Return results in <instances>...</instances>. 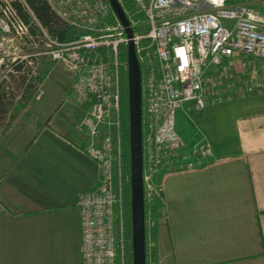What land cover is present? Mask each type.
Listing matches in <instances>:
<instances>
[{
  "label": "built area",
  "instance_id": "built-area-1",
  "mask_svg": "<svg viewBox=\"0 0 264 264\" xmlns=\"http://www.w3.org/2000/svg\"><path fill=\"white\" fill-rule=\"evenodd\" d=\"M249 1L131 0L147 30L135 31L127 19L129 35L109 0H45L68 29L81 31L63 41L25 0H0V91L9 89L10 74L27 69L34 77L31 97L39 99L40 84L49 77V71L38 76L41 56L67 62L76 74L72 91L85 111L73 114V127L83 136L82 151L99 167L95 187L78 198L82 264H122L119 67L124 63L128 75L130 45L144 116L143 188L152 193L151 180L161 168L175 163L193 170L208 154L204 141L192 146L181 136L179 109L203 110L222 98L264 93V8ZM38 36L45 49L25 52L22 41L36 45Z\"/></svg>",
  "mask_w": 264,
  "mask_h": 264
},
{
  "label": "crops",
  "instance_id": "crops-1",
  "mask_svg": "<svg viewBox=\"0 0 264 264\" xmlns=\"http://www.w3.org/2000/svg\"><path fill=\"white\" fill-rule=\"evenodd\" d=\"M50 71L39 99L0 129V264H82L78 198L99 167L73 127L72 114L83 113L69 93L76 74L61 91ZM224 106L223 133L207 136L201 119H188L186 139L178 111L185 142L204 141L208 154L193 170L170 163L151 180L155 264H264V93Z\"/></svg>",
  "mask_w": 264,
  "mask_h": 264
},
{
  "label": "rangeland",
  "instance_id": "rangeland-1",
  "mask_svg": "<svg viewBox=\"0 0 264 264\" xmlns=\"http://www.w3.org/2000/svg\"><path fill=\"white\" fill-rule=\"evenodd\" d=\"M119 1H120L121 8L126 18L129 19L131 24L133 25V29L139 33L146 32L147 30L146 20L139 12H137L131 0H119ZM257 1L258 0H250L249 3L251 5H254V4L257 5L258 4ZM29 40L30 39H24V41H22V44L25 47L24 49L25 52H32L33 50L43 51L45 49V45L39 36L38 38L34 39V40H37L36 45H30ZM40 60H41V65L39 67L38 76H41V74L47 73L51 69L50 80L56 86L59 85L60 86L59 88L61 91H64V90L69 91L70 89L68 87H69L71 76L75 74L73 67H71L67 62L61 61V60L57 62H51L47 56H41ZM120 61L125 62V59L121 55V51H120ZM120 67L123 72L122 81H121V86H122L121 94H122V100L124 103L123 120H124L125 125L128 122L130 126L128 75H127V71L124 68V63H122ZM25 71H27L25 74H10L11 81L9 84L10 85L9 89L0 91V129L12 117L15 109H17L19 106H22L24 103L32 99L31 92L33 91V87H34V83H33L34 77L32 74H30V72L27 69H25ZM125 71H126V77H125ZM125 85L127 86V91H126ZM69 93H73L72 89ZM228 100L230 99L222 98L221 100H217L213 103H209L207 106H210V105H216V106H211V107L206 106L207 108L205 107L203 110H195L192 105L185 106L186 113L182 111L184 109H179L178 124H179V129L181 131L182 136L185 139L187 138V133L184 130V124H187L188 119L195 122L196 124L199 121L198 119H201L202 120L201 125L202 127H204V129L207 130V133H208L207 136L214 135V133H218V134L223 133L227 125L224 104ZM77 101L80 103L79 100ZM84 111L85 110L83 109V112ZM77 114H82V113L77 112ZM187 114H188V117H187ZM180 123L182 124L184 123V124L180 126ZM237 124L238 125L241 124L240 118L238 119ZM200 137L201 135L199 136L198 134L197 136H195L194 139L196 138L200 139ZM144 194L147 199V203L150 205V200L152 199L154 193H151V191H149L148 189H144ZM133 256L135 258L134 253H133Z\"/></svg>",
  "mask_w": 264,
  "mask_h": 264
},
{
  "label": "trees",
  "instance_id": "trees-1",
  "mask_svg": "<svg viewBox=\"0 0 264 264\" xmlns=\"http://www.w3.org/2000/svg\"><path fill=\"white\" fill-rule=\"evenodd\" d=\"M32 10L38 21L47 28L48 32L60 40L68 41L77 35L80 30L76 28L68 29L66 25L54 14L45 0H25ZM18 11L21 17L29 22L31 17L18 5ZM31 31L34 33L35 28L32 25ZM122 69L119 67L120 92H122ZM126 77V71H125ZM126 86V85H125ZM127 91V86H126ZM123 100L120 94V139L122 145V156L120 160V218L122 227V264H133V247H132V191H131V153H130V126L124 124L123 120ZM141 133H144V116L141 114ZM149 204L145 194L143 195V242H144V260L145 264H155V237L152 225L149 222Z\"/></svg>",
  "mask_w": 264,
  "mask_h": 264
},
{
  "label": "water",
  "instance_id": "water-1",
  "mask_svg": "<svg viewBox=\"0 0 264 264\" xmlns=\"http://www.w3.org/2000/svg\"><path fill=\"white\" fill-rule=\"evenodd\" d=\"M116 14L122 21L123 25L129 35L131 31L129 28L128 20L121 8L118 0H109ZM128 93H129V121H130V153H131V191H132V247L133 253L135 255V245H134V231H135V213H134V185H133V174L137 175V182L140 192V204H141V234H140V255L138 264H144V242H143V179H142V143H141V94H140V75L139 66L135 59L133 46L129 47L128 54ZM133 264H136V255L133 256Z\"/></svg>",
  "mask_w": 264,
  "mask_h": 264
},
{
  "label": "bare ground",
  "instance_id": "bare-ground-1",
  "mask_svg": "<svg viewBox=\"0 0 264 264\" xmlns=\"http://www.w3.org/2000/svg\"><path fill=\"white\" fill-rule=\"evenodd\" d=\"M133 185H134V213H135V231H134V245H135V255H136V264L139 261L140 255V234H141V204H140V192L137 182V175L134 172L133 174Z\"/></svg>",
  "mask_w": 264,
  "mask_h": 264
}]
</instances>
